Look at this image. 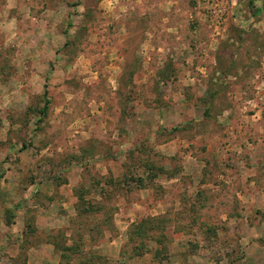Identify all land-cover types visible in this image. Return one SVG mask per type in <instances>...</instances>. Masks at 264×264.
Instances as JSON below:
<instances>
[{
	"label": "rangeland",
	"instance_id": "1",
	"mask_svg": "<svg viewBox=\"0 0 264 264\" xmlns=\"http://www.w3.org/2000/svg\"><path fill=\"white\" fill-rule=\"evenodd\" d=\"M256 2L0 0V264L70 230L145 264H264ZM35 212L76 215L40 235Z\"/></svg>",
	"mask_w": 264,
	"mask_h": 264
},
{
	"label": "crops",
	"instance_id": "2",
	"mask_svg": "<svg viewBox=\"0 0 264 264\" xmlns=\"http://www.w3.org/2000/svg\"><path fill=\"white\" fill-rule=\"evenodd\" d=\"M21 215V214H20ZM76 215V212H35L36 219V233L38 234H52V232H57L59 230L64 231L68 226L70 218ZM23 222L24 218L18 217L17 222ZM69 227V226H68ZM70 228V227H69ZM24 225L20 228V238L18 241V249L20 244H22V230ZM67 229V228H66ZM65 238V248L70 249L66 257H62L61 251L53 242H49V239L42 240L37 245L27 246L24 252L25 264H145L146 259L137 258H127L122 254V244L117 240L107 241V243L95 244L92 243L89 236H84L83 243H80L78 250L75 243L71 238V230L66 231ZM17 249V253L19 250ZM65 254V253H64ZM92 255V256H91ZM86 256H91L92 258L103 259L100 263H92L85 261ZM95 256V257H93ZM105 259V263H104ZM2 264H4L2 262Z\"/></svg>",
	"mask_w": 264,
	"mask_h": 264
},
{
	"label": "trees",
	"instance_id": "3",
	"mask_svg": "<svg viewBox=\"0 0 264 264\" xmlns=\"http://www.w3.org/2000/svg\"><path fill=\"white\" fill-rule=\"evenodd\" d=\"M46 106H48V102H46ZM57 248L60 249V247H58V246H57ZM60 251L62 253V257L65 258L66 257V254L69 253L68 251H71V250L70 249H67V248H63Z\"/></svg>",
	"mask_w": 264,
	"mask_h": 264
},
{
	"label": "built area",
	"instance_id": "4",
	"mask_svg": "<svg viewBox=\"0 0 264 264\" xmlns=\"http://www.w3.org/2000/svg\"><path fill=\"white\" fill-rule=\"evenodd\" d=\"M252 1L254 2V4H256V3H257V2H256L257 0H252ZM258 1H259V0H258Z\"/></svg>",
	"mask_w": 264,
	"mask_h": 264
}]
</instances>
